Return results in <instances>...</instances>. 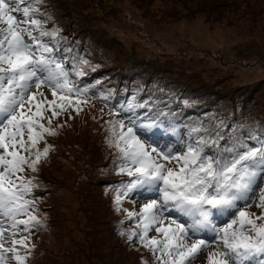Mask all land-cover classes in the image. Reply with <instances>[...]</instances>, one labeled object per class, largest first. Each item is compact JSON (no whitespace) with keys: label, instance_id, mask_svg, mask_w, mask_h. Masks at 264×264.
<instances>
[{"label":"rangeland","instance_id":"obj_1","mask_svg":"<svg viewBox=\"0 0 264 264\" xmlns=\"http://www.w3.org/2000/svg\"><path fill=\"white\" fill-rule=\"evenodd\" d=\"M44 1L60 17L57 21L63 22L58 32L79 31L78 37H83L90 51L86 56L99 53L105 54V61L110 58L104 67L116 68L134 58L139 70H156L159 81L168 79L180 90L186 87L190 93H202V100L221 110L217 122L232 116L247 122V127L264 122V0ZM14 15L22 18V13ZM50 20H41L43 28L57 30L56 25L49 26ZM59 38L58 34L43 39L49 46L56 45V51ZM70 73L76 82L79 78ZM42 91L48 100L53 99L47 87ZM88 97L79 113L69 108L53 120L56 135H45L47 143L39 144L41 151L52 145L49 155L41 160L38 171L26 169L22 174L35 177L37 186L27 198L34 201L33 214L41 224L30 234L21 225L15 238L27 236L28 248H17L27 256L26 264H156L149 249L135 239L129 241L127 233L138 230L136 224L115 207L112 190L130 179L118 174L119 152L109 144L108 121L121 118L98 92L94 96L88 92ZM45 115L42 123L47 126L50 113ZM261 189L264 174L245 209L254 216L264 212L257 207ZM34 190L41 195L34 196ZM143 202L130 195L122 207L139 212ZM224 218L217 221L218 226ZM0 222L8 229L5 247H10V221L0 217ZM8 256V264H16Z\"/></svg>","mask_w":264,"mask_h":264},{"label":"snow or ice","instance_id":"obj_2","mask_svg":"<svg viewBox=\"0 0 264 264\" xmlns=\"http://www.w3.org/2000/svg\"><path fill=\"white\" fill-rule=\"evenodd\" d=\"M41 2L0 0V24L6 25L0 28V217L7 218L12 229L11 246L5 247L8 229L0 222V264H8L9 253L16 264H26L27 256L20 254L17 245L27 249L28 237L15 238L17 230L23 225V231L30 234L41 224L33 214L34 201L27 198L37 186L35 177L22 174L26 169L38 171L41 160L49 155L52 145L41 151L39 144L47 143L45 135H56L53 120L69 108L79 113L80 105L89 99L88 86L70 78L69 69L54 51L56 45L49 46L43 39L55 38L58 30L48 31L34 18L39 9L33 5ZM14 13H22V18ZM87 64L84 59L79 66L73 64L77 77L85 75ZM43 87L50 90L52 100L44 95ZM145 107L146 101L138 103L133 96L114 112L130 115L108 121L109 144L119 152L118 174L130 178L112 190L117 212H125L138 229L127 233L129 241L135 239L149 249L156 264H196L198 260L264 264V212L254 216L245 210L258 177L264 174V128L259 133L250 129L247 137L229 134L221 146L225 139L221 131H215L213 138L207 128L191 127L183 150L165 151L141 137L148 130L164 128L159 117L168 114L160 111L146 123L136 113ZM46 113H50L47 126L42 123ZM202 132L205 135H199ZM260 193L257 207L264 209V189ZM130 195L143 199L139 212L122 207ZM224 217L227 220L218 226Z\"/></svg>","mask_w":264,"mask_h":264},{"label":"trees","instance_id":"obj_3","mask_svg":"<svg viewBox=\"0 0 264 264\" xmlns=\"http://www.w3.org/2000/svg\"><path fill=\"white\" fill-rule=\"evenodd\" d=\"M33 6L39 9L34 14V18L42 21L52 19L49 22V26L56 25L57 28H54L59 30L58 28L63 22L57 21L60 17L57 18V13L51 10L50 5H47L46 1L42 0L41 3ZM67 11L72 12L73 10L68 8ZM67 11H64L62 15H65ZM65 31L61 30L58 32L60 43L55 53L64 61L66 68L73 73V64L79 66L81 59L91 62L90 67L84 65L85 75L78 77L79 79L76 80L77 83L88 86L90 96H94L98 92L100 98L108 97L104 103L114 112L119 110L120 105H127L133 96L136 97V102L138 103L146 101L148 107L136 109V113L143 117L146 123L151 122L149 117L153 120L156 119L160 111L168 114L167 117H159L160 120L165 122L164 128L160 129L159 132H156V129L148 130L142 136L153 147H158L165 151L171 148L173 151L179 152L184 149L185 144L189 140L188 132L190 128L196 126L207 128L209 130L207 134L213 138L215 137V131H221V134L225 137L220 142L221 146L228 142L229 134L247 137L250 129L259 133V129L264 128V122L260 124L251 123L247 127V124H245L247 122H243L234 116L231 118L224 117L221 123L217 122V117L222 114L221 110H218V107L211 104L209 100H202L200 98V95L203 96L202 93L194 91L190 93L186 90V87L185 90H180L168 79L159 81L156 70L147 69L146 71L149 73L139 70L138 63L137 65L134 64L137 62L134 58L121 62L116 68V65L111 64L104 67L106 61H111L110 58L105 61V54L101 55L99 53L94 54L92 58L90 55L86 56L85 53L90 51L83 42V37H78L79 31L71 29H68L66 33ZM68 32L74 35L68 34ZM71 39L74 40L73 44ZM68 51L70 54L65 55ZM195 93L197 96H195ZM127 115H130V113H121L119 117L123 119ZM170 121H174L171 126ZM125 122L127 123V121ZM218 125H223V127L218 128ZM173 128H175V131H173ZM234 128L236 129L235 133L232 132ZM153 132H156V135H153ZM199 135H205V133L202 132ZM249 143H254V141H249ZM209 154H213V150H209ZM262 177L263 174L258 177L256 185ZM33 194H35L34 196L41 195L38 190H34ZM133 198L138 199L140 197L133 195ZM253 264H256V262Z\"/></svg>","mask_w":264,"mask_h":264}]
</instances>
